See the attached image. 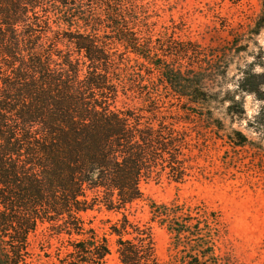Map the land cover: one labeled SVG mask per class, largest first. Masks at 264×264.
Here are the masks:
<instances>
[{"label": "trees", "instance_id": "16d2710c", "mask_svg": "<svg viewBox=\"0 0 264 264\" xmlns=\"http://www.w3.org/2000/svg\"><path fill=\"white\" fill-rule=\"evenodd\" d=\"M151 2L0 0V264H32L39 229L55 259L41 264H106L111 238L121 264H242L205 199L150 200L164 261L126 211L142 181L187 180L192 140L250 148L264 171V0L247 21L216 16L200 40ZM103 210L120 217L99 232L83 214Z\"/></svg>", "mask_w": 264, "mask_h": 264}, {"label": "rangeland", "instance_id": "374dc122", "mask_svg": "<svg viewBox=\"0 0 264 264\" xmlns=\"http://www.w3.org/2000/svg\"><path fill=\"white\" fill-rule=\"evenodd\" d=\"M150 10L157 19L161 17L167 22H180L185 28L186 36L200 40L205 36L207 28L218 20L217 17L226 18L232 23L244 22L259 12L260 3L259 0H153ZM261 43L264 41L261 40ZM245 100L248 114H251L255 104L249 96ZM225 106H218L216 116L222 118L226 126L229 118L224 115ZM243 126L244 123L241 126L236 123L233 125L244 131ZM205 138V141L191 142L190 155L194 167L183 184L169 182L164 175L158 179L152 177L142 181L140 188L144 199L134 202L126 214L134 223L151 226L155 254L159 260L164 261L167 259L169 236L164 228L156 223H149L150 200L165 202L175 195L205 199L223 213L229 231L228 246L238 261L242 264H264V171L256 167L258 162L250 148L232 149L218 137ZM258 146L264 150V141ZM119 217V213L105 210L83 214V218L90 221L99 232L107 229L103 220L114 221ZM39 234L40 229L35 236L29 237L34 252L32 264L55 262L53 256L47 260L39 251L36 242ZM51 242L56 245V240ZM110 244L112 252L106 264H121L115 252L113 238L110 239ZM54 246L47 251L53 254ZM38 253L41 255L40 261L35 260Z\"/></svg>", "mask_w": 264, "mask_h": 264}]
</instances>
